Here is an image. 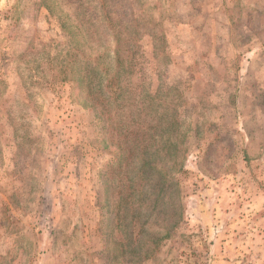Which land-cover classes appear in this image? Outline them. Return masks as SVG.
<instances>
[{"label": "rangeland", "instance_id": "rangeland-1", "mask_svg": "<svg viewBox=\"0 0 264 264\" xmlns=\"http://www.w3.org/2000/svg\"><path fill=\"white\" fill-rule=\"evenodd\" d=\"M119 42L130 130L170 138L143 202L144 157L115 164L127 137L71 80ZM0 264H264V0H0Z\"/></svg>", "mask_w": 264, "mask_h": 264}, {"label": "trees", "instance_id": "trees-1", "mask_svg": "<svg viewBox=\"0 0 264 264\" xmlns=\"http://www.w3.org/2000/svg\"><path fill=\"white\" fill-rule=\"evenodd\" d=\"M46 6L49 8L48 10H50V12L55 15L54 11L56 9V5L46 4ZM56 15L59 17L62 27L69 33V37H71L69 42L71 43L72 47L78 46L76 49H80L79 47H81V44L79 40L83 36L81 35V31H75L76 26L73 25L69 16H64L62 14ZM82 17L85 18L84 16ZM92 34L94 33L92 32ZM120 35L121 31L119 30L117 32V37ZM69 42L66 41L65 44H68ZM135 51V45L122 44L120 42L117 43L114 49V54L116 56L114 65L111 63L106 64L105 59L107 58V54H109V52L95 54L96 56L90 60H84L83 58L78 59V54H74L76 56L75 62H77L76 67L78 71H75V67H73L72 70L75 72L71 80L72 82L74 81V84L77 83L80 87V92L76 97H79L80 101L84 105L98 110L101 113V118L105 120L117 121L120 127V132H124L125 136L127 137L126 140H123V142L119 144L120 152L116 154L117 160H115V164L117 163L122 166L124 161L129 160L130 154L128 156L126 155L128 151H138V153H141L140 156L144 157L143 159L141 158V162L136 169V173L141 174L140 183L143 185V187L146 186L147 188L149 185L147 190L143 189L142 187L140 194L137 197L143 202L145 198L149 199L151 197V193L148 192L149 189H152L150 181L153 180L155 173L159 169L158 162H156V160L152 163L150 161L153 157L157 158V155H159L160 151L163 149L169 150L168 144L170 143V138H164L161 143L162 146L159 147L157 143H152L153 141H151L153 140V138L150 137V130H152V127L147 128L144 125H140V130H143V137L138 136L139 129L130 130L129 128L131 123L128 122L130 120V112L128 111L133 105V100H135L137 94V92L131 91L132 84L128 77L129 72L134 68L135 65ZM101 64H103V66H101ZM128 98L132 101L127 102ZM131 122H133V120ZM120 123L123 124L120 125ZM124 129L125 131H123ZM132 133L136 135L137 141L128 138ZM135 144L136 146H134ZM162 161H164L161 167V171L163 173V187L159 190L162 192V194L157 196L156 200L161 198L163 196V192H166L167 189L170 188L175 182V180H173L174 178L169 177V173H171L176 166L174 163L169 165V160L166 158L162 159ZM179 169H181V167ZM149 170H152L153 172L152 178H147V176H145ZM127 186L133 188V184L131 183ZM131 191L132 192L126 194H124L122 190L118 191V206H120L121 203L130 202V199L133 197L132 195H135V193H133L135 188Z\"/></svg>", "mask_w": 264, "mask_h": 264}]
</instances>
